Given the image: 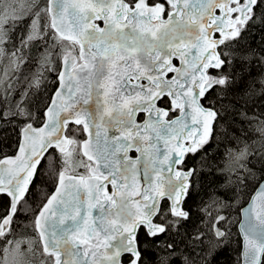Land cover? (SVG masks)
Masks as SVG:
<instances>
[{"label": "snow or ice", "instance_id": "1", "mask_svg": "<svg viewBox=\"0 0 264 264\" xmlns=\"http://www.w3.org/2000/svg\"><path fill=\"white\" fill-rule=\"evenodd\" d=\"M24 4L33 75L0 82V264L21 228L45 264H220L264 173V0ZM45 161L55 190L30 203ZM239 212L235 264H264V183Z\"/></svg>", "mask_w": 264, "mask_h": 264}, {"label": "trees", "instance_id": "2", "mask_svg": "<svg viewBox=\"0 0 264 264\" xmlns=\"http://www.w3.org/2000/svg\"><path fill=\"white\" fill-rule=\"evenodd\" d=\"M14 3V0H13ZM26 7V5L24 6ZM26 12L18 11L16 12V15L13 16V19H5L0 23V63L5 62V56L7 55L9 57L8 60L13 61V69L16 70L17 74L20 76V84L23 85L26 83V78L30 77L33 75V70H34V64L33 63H28L26 65H23L21 68L22 61L20 60V54H19V49L17 48V45L20 44L22 37L20 34L24 33L27 31L26 26L21 24V27L17 29L16 32H11V28L15 26L14 23L12 22H19L21 17L26 15ZM8 23L9 28L5 29L4 24ZM35 30V26H33V33ZM247 40H255V43H260L261 39V33L258 30H253L252 34L248 37H246ZM5 40H10V42L5 45L4 41ZM65 47H69L67 44ZM37 56L36 48L33 47L31 50V57L35 58ZM7 78V77H6ZM0 77V82H2L3 79ZM13 81L16 79L15 76L12 77ZM53 80L54 76H48V84L46 85L47 91L44 93V95H48L51 93L52 88H53ZM11 139L14 141L15 136L13 135ZM14 151L13 148H5V152H8L11 154ZM206 152L208 154V158L215 157L216 160L220 159L221 154L225 152V145L218 143L216 141H213L207 148ZM203 155V153H202ZM211 162V160H210ZM255 162V161H254ZM57 169L59 170V163L57 162L56 165ZM49 167V162L45 161V167L44 169L41 170V175L36 181V189L34 190L35 193L38 195L33 196L30 199V203L32 200H36L39 202V196L43 194L49 195L50 192L53 190L55 187V180L53 177L48 173L47 169ZM75 171L78 173L79 169L75 168ZM255 172V178H250V182L248 183V187L245 189V191L242 193L239 202H234L232 208L230 209L231 212V229L233 236L236 238L235 242L231 245V247L228 248L227 253L225 256L221 257L220 264H235L236 257L240 253V247H239V235L237 231V223L239 220V208L242 207L253 191L255 190L257 184L262 180L261 175L264 174L262 173L261 170V165L259 163H256V168L254 169ZM199 199V198H196ZM191 203V202H190ZM19 223H26V219L24 216H20L17 218ZM8 239H13L14 241L18 242H30L32 240H35V244L38 246L39 250L41 251L40 244L38 239L35 237L34 233L30 229H18L12 237H9ZM19 247L21 248V245L19 244ZM35 255L34 251H31L30 254H27V256L32 259ZM28 264V263H27Z\"/></svg>", "mask_w": 264, "mask_h": 264}, {"label": "rangeland", "instance_id": "3", "mask_svg": "<svg viewBox=\"0 0 264 264\" xmlns=\"http://www.w3.org/2000/svg\"><path fill=\"white\" fill-rule=\"evenodd\" d=\"M13 4L16 5L15 8L21 10L25 4H24V0H3V4L2 6H0V23L9 18V19H13V16L16 12L14 8H13ZM5 65V76L2 78H6L9 70L13 69V61L12 60H7L4 62ZM75 170V169H74ZM13 240V239H12ZM31 242V241H30ZM30 242H24L22 243L21 241H14V245L15 248L13 249H9L10 251V256H9V261L8 264H23L24 260L26 259V253L25 250L22 249V247H19L20 245H29ZM28 252H31V249L28 250Z\"/></svg>", "mask_w": 264, "mask_h": 264}, {"label": "flooded vegetation", "instance_id": "4", "mask_svg": "<svg viewBox=\"0 0 264 264\" xmlns=\"http://www.w3.org/2000/svg\"><path fill=\"white\" fill-rule=\"evenodd\" d=\"M13 8L16 10V11H21L17 8L14 7V4H13ZM16 15V13L14 14ZM31 251H34L35 252V255L32 259H30L27 254H30L31 252H28V250ZM25 253H26V259L24 260L23 264H45V258L42 256L41 254V251L39 250L38 246L35 244V240H32L30 242V244L27 246V249L25 250Z\"/></svg>", "mask_w": 264, "mask_h": 264}, {"label": "water", "instance_id": "5", "mask_svg": "<svg viewBox=\"0 0 264 264\" xmlns=\"http://www.w3.org/2000/svg\"><path fill=\"white\" fill-rule=\"evenodd\" d=\"M60 6H61V4H60V0H57V4H56L57 11H59ZM192 6H197V7H198V5H197V0H191L190 10H191ZM260 183H264V180H261V181L257 184V186H256L255 190L253 191V193L251 194V196L257 194V189L259 188V184H260ZM54 190H55V187H54L53 190L50 192V194H51ZM110 192H111V189H110ZM50 194H49V195H50ZM251 196L249 197L248 200L251 199ZM248 200H247V201H248ZM243 207H247V202L243 205ZM96 211H97V210L94 209V210H93V213L96 214ZM239 219H240V212H239ZM237 229H238V223H237Z\"/></svg>", "mask_w": 264, "mask_h": 264}]
</instances>
